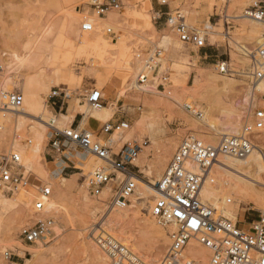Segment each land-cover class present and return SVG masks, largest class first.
I'll return each mask as SVG.
<instances>
[{"label":"rangeland","instance_id":"obj_1","mask_svg":"<svg viewBox=\"0 0 264 264\" xmlns=\"http://www.w3.org/2000/svg\"><path fill=\"white\" fill-rule=\"evenodd\" d=\"M148 1L150 8L147 6ZM123 2L124 6L120 13L107 14V20L99 22L96 15L88 8L87 0H0V92L18 91L25 99L23 80L50 73L48 69L52 66V62L59 66L61 59L55 60V55L59 54L58 43L67 39H82L80 24L87 17L91 22L99 24L97 34L103 40L109 44L119 42L120 45L117 47L119 50L115 51L116 56L120 52L131 56L133 72L127 84L136 80L142 68L143 63L137 58L138 54L142 58L153 52L155 48H160L158 44L164 37L168 38L170 43L177 42L185 53L187 76H181L172 64H163V60L166 63L170 62L169 57L173 52H169L168 45H164L166 51L160 48L162 50L158 75L152 78L149 73L148 76L147 84L152 92L132 91L125 97H119L123 86L118 77L105 79L107 75L100 72L99 76L105 80H97L93 74L88 75L86 70L93 68L83 64L63 70L65 78H57L55 83L50 85L51 87L44 88L38 93V102L41 107L46 106L45 116L48 120L55 119L58 123H62L64 116L61 114H65V108L61 113L58 110L55 112L50 104H46L52 88L66 87L70 91H75L76 94L68 100L67 105L69 104V109L73 110L74 115L81 114L87 119L91 110L79 95L92 87L102 90L103 107L109 108L111 105L114 108V114L109 120L112 123L122 121L127 124L124 134L120 135L122 130L112 138V135H103L100 129L106 122L92 124V129H89L87 119L84 124L80 123L79 129L93 133L94 138L98 135L97 139L112 148L115 153L126 142L136 141L140 144L147 141L149 148L145 153L144 148L143 153L135 161L132 171L145 182H156L177 145L185 137L192 135L209 143L208 136H215L217 142L222 135L205 127L199 129L200 131L190 128L192 121L200 122V120L190 115L185 110L184 104L195 105L203 115L206 113L209 123L216 128L219 127V131L231 125L233 120L241 130L248 105L250 107L252 102L264 109V90L255 92L251 101V95L247 92L250 83L242 75L249 70L250 55L246 57L245 62H242L240 60L242 54L235 46L243 45L252 52L258 45L254 42L257 34L250 32V23L242 15L255 3L264 6V0H157L159 5L165 2V5L161 6H171L169 15L179 12L189 28L201 32L205 39V46L202 48L181 42L174 28L167 23L168 16H165L164 25L154 24L156 14L151 0H123ZM137 11L145 15L146 21L138 18L137 15L134 16ZM106 27H111L118 33L116 41H111L105 35ZM86 34L90 38L95 36L94 32ZM207 50L218 56L213 60L202 59L203 53ZM217 62H226L230 72L219 73L216 68ZM163 73L168 74L169 84L164 90L157 89L159 83L157 78ZM34 87H37L36 84ZM79 106L83 108L80 109ZM22 108L23 105L20 109ZM33 120V118L25 120L22 128L16 130L15 119H11L8 129L0 136V154L9 152L19 154L11 148V144L13 140L19 138L26 140L25 136L30 134L28 131L30 127L36 126ZM70 124L63 126L64 129ZM150 125L157 133L156 146H152L148 141ZM49 128L44 130L42 126L40 127L44 133L41 152L36 155L34 152L32 154V151H25L21 154L20 161L28 156L29 162L25 158L23 166L27 172H30V181L51 188V197L44 201L48 211L44 217H52L55 220L56 237L46 244L34 246L23 244L19 240L18 232L23 225L34 220L31 196L33 191L31 188H25L14 194L4 196L0 194V264H107V257L97 248L92 238V229L97 227L98 223H103L123 242L124 246L125 244L130 246L134 254L136 253L143 261L157 264L165 254L170 240L168 229L158 226L149 214L154 198L149 197L147 201L139 202L138 208L131 206L124 210L113 211L109 215L103 203L92 198L86 190L85 180L97 167H100V161L96 162L97 160L90 154L70 144L63 153L52 157ZM124 137H127V141H123ZM254 140L255 147L264 154V129L254 136ZM210 144L215 145V142ZM72 150L87 155L86 160H79L73 153L70 155ZM141 160L144 169L152 167L150 177L141 174V168L138 167ZM67 165L74 169H68ZM63 168L66 169L62 172ZM56 172L57 175L54 174ZM219 174L222 179L225 177L220 169ZM61 178L67 179L63 185L60 183ZM260 178L264 182V174L260 175ZM216 184L218 189L222 186L221 182ZM256 190L259 196L252 195L240 200L236 195L227 192L220 197L217 196V204L214 202V205L212 202L210 204L224 209L235 205L236 221L245 219L246 223H249L259 211L264 210V188L258 186ZM228 198L231 202L226 204L225 200ZM120 212L127 217L123 220L115 219L114 215ZM144 228H148L150 233L145 234ZM6 251L12 254V259L4 258ZM27 259L29 262L26 261Z\"/></svg>","mask_w":264,"mask_h":264},{"label":"built area","instance_id":"obj_2","mask_svg":"<svg viewBox=\"0 0 264 264\" xmlns=\"http://www.w3.org/2000/svg\"><path fill=\"white\" fill-rule=\"evenodd\" d=\"M165 5V2L161 3ZM88 8L99 18H106L107 14L120 13L124 6L123 0H87ZM249 14L258 21H264V6L255 3L249 8ZM167 23L174 28L179 40L197 48L205 46L201 32L189 28L184 17L177 12L168 15ZM82 32H92L94 25L84 19L80 24ZM104 33L111 41H116L118 33L111 27H106ZM160 48L141 58L142 69L137 76V82L143 84L158 75ZM219 73L228 74L226 62H217ZM243 77L254 86L264 78V34L256 48L250 53L248 72ZM157 89L164 90L169 84L167 73L161 74ZM75 91L66 87H55L50 90L48 101L51 108L62 110L67 106ZM79 97L83 98L89 110L103 107L104 96L102 90L90 88L84 90ZM23 94L18 91L0 92V128L3 127L4 111L20 109L23 105ZM185 110L202 120L203 112L195 105L184 104ZM250 119V120H249ZM249 120V121H248ZM83 121V117L81 121ZM55 120L50 119L52 126ZM127 124L122 121L112 123L110 120L103 124L100 133L111 136L115 132L126 129ZM264 129V109L256 104L248 105L244 122L239 135H221L215 145L203 142L189 135L176 147L172 157L167 162L163 173L156 181L154 197L149 214L156 224L168 229L170 243L165 254L157 264H264V210L246 223L233 221L225 217L224 208L216 207L203 200L201 190L206 178L219 171L220 159L227 157L236 160L246 159L255 148L254 136ZM50 147L55 155L64 152L68 144L90 154L100 161L97 167L85 180L87 193L97 201L103 203L106 212L124 210L131 207V198L137 184L132 170L135 161L147 146V141L126 142L115 153L112 148L102 144L93 133L72 123L64 130L51 127ZM72 148V147H70ZM75 150L70 155H75ZM262 152V150H261ZM73 153V154H72ZM263 153V152H262ZM264 155V154H263ZM65 169H62V172ZM30 172L21 164L17 153L0 154V194H14L25 188H31L33 193L34 220L23 225L18 232L19 240L26 245L34 246L46 244L56 237V224L52 217H44L48 213L43 199L51 197V188L44 184L30 181ZM231 200H225L229 204ZM241 223L245 224L241 227ZM92 229V238L97 248L107 257V264H143V260L112 231L98 223ZM200 247L207 252L205 258H195L191 249ZM4 258L12 259V254L4 252Z\"/></svg>","mask_w":264,"mask_h":264},{"label":"bare ground","instance_id":"obj_3","mask_svg":"<svg viewBox=\"0 0 264 264\" xmlns=\"http://www.w3.org/2000/svg\"><path fill=\"white\" fill-rule=\"evenodd\" d=\"M147 4H148L147 5L148 8H150V5H149L150 1H148ZM244 13L245 14L242 15V17H246V19H248V22L250 23V26H249L250 32L253 34H257V36L254 37L255 38L254 42L255 44L256 43L259 44L262 38V33L264 32V21H258L252 16H250L248 10L247 12H244ZM136 15L138 18L146 21L145 15L142 14V12L137 11L136 14H134V16ZM131 16L132 15H130V17ZM87 18L86 20H88L90 23L94 25V30L92 32H94L95 36L91 34L94 37L90 38L89 36H87L86 33H92V32H81L84 35V36L82 35V39L78 38V39H73V40L67 39L63 42L60 41L58 43V53L59 54L58 56L55 55L56 61L61 59L59 66L57 64H53L52 62V66L48 69L50 73L48 72L46 74H43L41 76H38L32 79L25 78L23 80L24 81L23 85H24V90H25V99L23 100L24 102L23 108L16 109V110L8 109L4 111L3 115L6 117V119L3 122V125H2L3 127L0 128V136L4 135L5 131L9 127L8 123L11 121L12 118L15 119L16 130H19L22 128L23 122L25 120H31L33 118L34 120L32 122L36 123V126L30 127V129L28 130L30 134L28 135L29 137L27 135L25 136L26 140H22L19 137H18L19 139L13 140L11 144V148L16 150L19 153L18 154L19 156H21V154H23L25 151L27 152L32 151V154L34 152V154L36 155L41 152L42 150L41 144L44 138V133L40 129L41 126L44 128V130L47 127H50L49 130L51 129V127L64 130L63 126L69 125L71 123L74 117V114H73V110L71 111L70 109H68L67 111L68 113L66 116L63 117L62 123H58V121L54 119L55 120L54 124L52 126L48 125L49 120L45 116L46 106L41 107L38 102L39 91H42L44 88H49L51 84L55 83V80L57 78H65V75L62 73V71L67 70L68 68H70V66L88 64L87 67H89L90 65L93 69L86 68L87 73L88 75L93 74L97 80H105L113 76L118 77L120 79L121 85L123 86L122 91H120L119 93V97H125L128 92H132V91L152 92L150 90V87L147 84V81H145L143 84H139L137 82V76L140 73L142 68L139 70L136 76V80H134L131 84H127L128 79L129 77H131L132 72H133V67L131 63L133 61H131V56H129L128 54H122L121 52L119 53L118 56H116L115 51L119 50V48H117L120 45L119 42H114V43L112 42V44L111 43L109 44L107 41L103 40L102 37H100L97 34L99 32L98 31L99 24L95 22H91ZM97 18L99 22H101L104 19L107 20L108 17L107 18L97 17ZM164 45L165 46L168 45L167 48H169V52L170 51H173V52H171V55H170L171 58L169 57L170 62L166 63V61L163 60V64H172L176 72L177 71L180 72L181 70H183L184 61H183L182 56L180 57V54H183V50L180 48V45L177 42L170 43L169 39L165 37L162 38L158 46L165 50L166 48ZM235 46L237 50L242 54L240 60L242 62H245L246 57H249L251 50H249L247 47L243 45L236 44ZM160 61L162 63V59ZM100 72H104L107 75V78L103 79L102 77H100L99 76ZM35 84L37 87H34ZM263 90H264V78L259 80L254 86L250 85L249 90L247 92L251 95V101L255 95V92H262ZM2 92H9V91L5 90ZM79 108L82 109L83 106H79ZM113 110L114 108H112L110 105L109 108L102 107L101 109H98V110H91L88 116L89 118H93L103 123V122H107L113 116L114 114ZM204 114L206 116L204 115L202 120H200V122L192 121L193 124H192V127L190 128H194L195 130L200 131L199 129H203L205 127L211 131H215L216 133L222 134V135L239 134V131H240L239 125L236 123L235 120H233L234 122H232L231 125H228L226 127L224 126L225 128H221V130L219 131V127L216 128L213 124L209 123L207 114L206 113ZM84 119L83 120L86 121L87 118H84ZM129 132H131V130ZM118 133L115 132L114 134H112L111 138ZM123 134H124V130L123 132L120 133V135H123ZM216 140L217 138L215 136L207 137L208 142L209 141L211 143L215 142L216 144L217 143ZM114 141L116 142V139ZM123 141H127V137L126 138L124 137ZM148 141L150 142L152 146L157 145V141H158L157 133L154 131L151 125L149 127V132H148ZM148 148H149V145L145 147L144 153ZM91 157L96 159L93 156ZM25 158L24 160L22 159V162H21L22 165H23V161L25 163ZM77 158L81 161L82 160L85 161L87 158V155H85L82 158H79V157ZM26 159L28 161L29 159L28 156ZM96 162H99V160H97ZM220 162L221 164H219V169L223 172L226 178L224 177L222 179V177L219 176L220 175L219 171L217 172L214 171V174L213 173L210 174L206 178L205 183L201 190V197L203 200H206L209 203L214 202L215 204H217V196L219 195L220 197L224 193H227V192H231L232 194L236 195L237 197H239L240 200H243L252 195L259 196V193L257 192L256 188L258 186L260 187L263 186L264 188V182L260 178V175L264 174V156L261 150L255 147L252 150L251 154L244 160H236V159L224 157V159H220ZM138 167L141 168L140 172L141 174H144L145 177H150L152 175V170H151L152 167H149L148 169H144L143 160L139 162ZM135 179H136V184L138 183V185L136 187L134 195L131 198V203H132L131 205L134 208H138L139 202H142L144 200L147 201L149 197L154 198L157 195L156 194L157 192L154 189V185L156 182L154 181L145 182L143 179H139L137 177H135ZM66 180L67 179L65 178H61L60 183L63 185L66 182ZM218 182L219 184L220 182L222 183V186H219V189L217 188L218 184H216ZM43 200L45 201V199ZM148 207H150L149 204H148ZM224 210H223L224 216L232 219L233 221L237 220V210H236L235 205H233V207H229ZM111 213H109V215ZM114 217L115 219L123 220L127 217V215L120 212L119 214L114 215ZM144 233L148 234L150 233V230L148 228H144ZM125 246L130 247V246H127L126 244ZM190 252L193 253L195 258H205L207 256V252L201 249L200 247L196 248L195 250L192 248ZM26 261L29 262L28 259ZM142 263L152 264L151 262H145V261H143Z\"/></svg>","mask_w":264,"mask_h":264},{"label":"crops","instance_id":"obj_4","mask_svg":"<svg viewBox=\"0 0 264 264\" xmlns=\"http://www.w3.org/2000/svg\"><path fill=\"white\" fill-rule=\"evenodd\" d=\"M151 2H152V6H153V10H154V12H155V14H156V18H155V21H154V24H158L159 26H161V25H164V20L166 19V17L165 16H168L169 14H170V11H171V6L170 5H166V6H161V5H159L158 3H157V0H151ZM103 21H106L105 19L103 20ZM180 48L182 49V47L180 46ZM182 56V58H183V61H184V68H183V70H181L180 71V73H181V76H187V74H186V70H187V64H186V59H185V53H184V51H183V54H180V57ZM218 55H216V54H214L213 52H211V51H205L204 53H203V55H202V59H209V60H213V58H215V57H217ZM170 58H171V56H170ZM65 108V114H61L62 116H66L67 115V111H68V109H69V104L66 106V107H64ZM63 108V109H64ZM55 112L58 110V109H56V108H52ZM62 109V110H63ZM62 110H58L60 113L62 112ZM81 118H82V115L81 114H75L74 115V117H73V119H72V121H71V123H72V126L73 127H79L80 126V121H81ZM84 119V118H83ZM85 120V119H84ZM82 121V123L84 122H86V121ZM97 122H99V121H97V120H95V119H93V118H88L87 119V124H88V127H89V129H92V124H96ZM83 123V124H84ZM51 152H52V157H54V155H55V153L51 150ZM76 157H79V158H82V157H84L85 155H83V154H81V153H79V152H77L76 151ZM67 164V163H66ZM67 167H68V169H74V167H72V166H69V165H67ZM63 169H66V168H63ZM68 171V170H67ZM54 174H56L57 175V172L56 173H54ZM245 226V224H243V225H241V227H244Z\"/></svg>","mask_w":264,"mask_h":264}]
</instances>
